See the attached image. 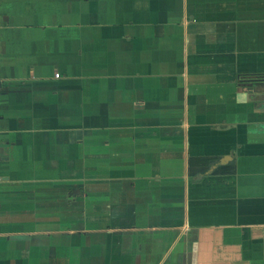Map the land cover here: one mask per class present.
I'll return each instance as SVG.
<instances>
[{
	"label": "crops",
	"instance_id": "obj_1",
	"mask_svg": "<svg viewBox=\"0 0 264 264\" xmlns=\"http://www.w3.org/2000/svg\"><path fill=\"white\" fill-rule=\"evenodd\" d=\"M259 77L264 0H0V264H264Z\"/></svg>",
	"mask_w": 264,
	"mask_h": 264
},
{
	"label": "water",
	"instance_id": "obj_2",
	"mask_svg": "<svg viewBox=\"0 0 264 264\" xmlns=\"http://www.w3.org/2000/svg\"><path fill=\"white\" fill-rule=\"evenodd\" d=\"M243 87L245 88V91L248 93V94H252V85H253V82L249 81V82H243ZM252 92V93H251Z\"/></svg>",
	"mask_w": 264,
	"mask_h": 264
},
{
	"label": "trees",
	"instance_id": "obj_3",
	"mask_svg": "<svg viewBox=\"0 0 264 264\" xmlns=\"http://www.w3.org/2000/svg\"><path fill=\"white\" fill-rule=\"evenodd\" d=\"M264 79V77H259V78H256V79H251V80H244L243 82H249V81H261V80H263Z\"/></svg>",
	"mask_w": 264,
	"mask_h": 264
},
{
	"label": "built area",
	"instance_id": "obj_4",
	"mask_svg": "<svg viewBox=\"0 0 264 264\" xmlns=\"http://www.w3.org/2000/svg\"><path fill=\"white\" fill-rule=\"evenodd\" d=\"M54 78H57V74L54 75Z\"/></svg>",
	"mask_w": 264,
	"mask_h": 264
}]
</instances>
